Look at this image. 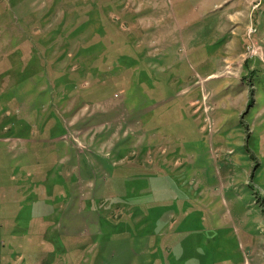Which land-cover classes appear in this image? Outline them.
<instances>
[{
  "label": "rangeland",
  "instance_id": "1",
  "mask_svg": "<svg viewBox=\"0 0 264 264\" xmlns=\"http://www.w3.org/2000/svg\"><path fill=\"white\" fill-rule=\"evenodd\" d=\"M244 1L0 0V264H264Z\"/></svg>",
  "mask_w": 264,
  "mask_h": 264
},
{
  "label": "crops",
  "instance_id": "2",
  "mask_svg": "<svg viewBox=\"0 0 264 264\" xmlns=\"http://www.w3.org/2000/svg\"><path fill=\"white\" fill-rule=\"evenodd\" d=\"M223 1H225V0H223ZM251 2H252V0H251ZM251 2H250V0H245L244 3H242V4L246 5V7H250L251 8V10L249 8L250 13H249V11L246 13V16L249 17V18L252 17V9L258 11L262 7V3H260V1L259 2L257 1L258 2V7L257 6L254 7L253 5L251 7ZM240 11H242V10H240ZM263 15H264V11L260 10L259 17L263 16Z\"/></svg>",
  "mask_w": 264,
  "mask_h": 264
}]
</instances>
